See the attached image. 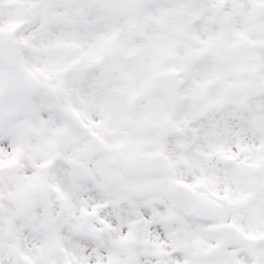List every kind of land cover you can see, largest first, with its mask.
<instances>
[{
    "label": "snow or ice",
    "instance_id": "6c2138e0",
    "mask_svg": "<svg viewBox=\"0 0 264 264\" xmlns=\"http://www.w3.org/2000/svg\"><path fill=\"white\" fill-rule=\"evenodd\" d=\"M0 264H264V0H0Z\"/></svg>",
    "mask_w": 264,
    "mask_h": 264
}]
</instances>
